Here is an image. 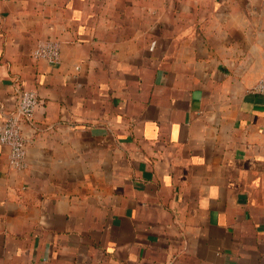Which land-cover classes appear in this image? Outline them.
<instances>
[{
	"label": "crops",
	"instance_id": "crops-1",
	"mask_svg": "<svg viewBox=\"0 0 264 264\" xmlns=\"http://www.w3.org/2000/svg\"><path fill=\"white\" fill-rule=\"evenodd\" d=\"M263 76L264 0H0V264H264Z\"/></svg>",
	"mask_w": 264,
	"mask_h": 264
},
{
	"label": "built area",
	"instance_id": "built-area-1",
	"mask_svg": "<svg viewBox=\"0 0 264 264\" xmlns=\"http://www.w3.org/2000/svg\"><path fill=\"white\" fill-rule=\"evenodd\" d=\"M33 56L49 63L60 62V42L54 39L38 40L33 50ZM253 90L264 95V76L260 78ZM39 105L40 99L35 90H22L18 93L16 112L0 124V145L9 148L10 164L17 169H23L27 165V149L22 133V122L23 120H32Z\"/></svg>",
	"mask_w": 264,
	"mask_h": 264
}]
</instances>
